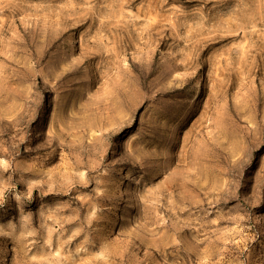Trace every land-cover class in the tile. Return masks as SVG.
I'll return each instance as SVG.
<instances>
[{
  "label": "rangeland",
  "instance_id": "rangeland-1",
  "mask_svg": "<svg viewBox=\"0 0 264 264\" xmlns=\"http://www.w3.org/2000/svg\"><path fill=\"white\" fill-rule=\"evenodd\" d=\"M0 264H264V0H0Z\"/></svg>",
  "mask_w": 264,
  "mask_h": 264
},
{
  "label": "bare ground",
  "instance_id": "bare-ground-1",
  "mask_svg": "<svg viewBox=\"0 0 264 264\" xmlns=\"http://www.w3.org/2000/svg\"><path fill=\"white\" fill-rule=\"evenodd\" d=\"M74 43H75V40H74ZM74 43H73V44H74ZM73 44H72V45H73ZM75 44H76V43H75ZM201 94H202V89L199 87V89L195 92V97H196V98H199V97L201 96Z\"/></svg>",
  "mask_w": 264,
  "mask_h": 264
}]
</instances>
